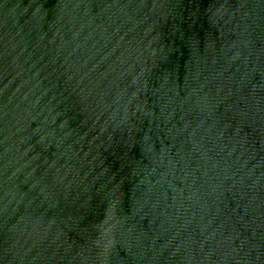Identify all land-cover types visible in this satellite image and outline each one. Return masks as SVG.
Wrapping results in <instances>:
<instances>
[{
  "label": "water",
  "instance_id": "1",
  "mask_svg": "<svg viewBox=\"0 0 264 264\" xmlns=\"http://www.w3.org/2000/svg\"><path fill=\"white\" fill-rule=\"evenodd\" d=\"M0 264H264V0H0Z\"/></svg>",
  "mask_w": 264,
  "mask_h": 264
}]
</instances>
